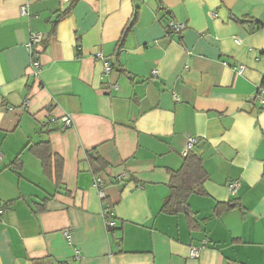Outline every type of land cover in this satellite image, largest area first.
I'll list each match as a JSON object with an SVG mask.
<instances>
[{"label":"crops","instance_id":"obj_1","mask_svg":"<svg viewBox=\"0 0 264 264\" xmlns=\"http://www.w3.org/2000/svg\"><path fill=\"white\" fill-rule=\"evenodd\" d=\"M24 3L0 0V264H264V0ZM189 135L205 193L164 213Z\"/></svg>","mask_w":264,"mask_h":264},{"label":"trees","instance_id":"obj_2","mask_svg":"<svg viewBox=\"0 0 264 264\" xmlns=\"http://www.w3.org/2000/svg\"><path fill=\"white\" fill-rule=\"evenodd\" d=\"M173 21V20H172ZM164 29L166 34L173 33L167 24L164 25ZM43 144V146H42ZM47 142H40L31 148L35 153L40 151V158L42 161L43 169L45 172H48V155L46 150ZM44 147V148H43ZM42 150V152H41ZM91 158V157H90ZM99 163L103 164V161L98 156L96 157ZM18 160L13 162V165H18ZM61 164H56V178H60L61 174ZM97 173H94L96 175ZM207 179V173L205 172L204 168L202 167L201 160L198 156L189 152L183 158L182 165L179 169L175 171H171L170 178H169V188L170 193L168 197L165 199L162 211L168 214H175L182 211L183 206L187 205L186 201L187 198L191 194H204V182ZM236 203L234 202H227V203H218L216 205L215 213L218 214L221 210L227 209L229 207L235 206ZM190 216V215H189Z\"/></svg>","mask_w":264,"mask_h":264},{"label":"built area","instance_id":"obj_3","mask_svg":"<svg viewBox=\"0 0 264 264\" xmlns=\"http://www.w3.org/2000/svg\"><path fill=\"white\" fill-rule=\"evenodd\" d=\"M28 7H29L28 0H25V3L20 6L21 15H23V16L28 15ZM167 27H169V29L173 33H179L185 28V25L183 23H177V22L170 20L167 22ZM44 38H45V35L43 33H33L29 37V40L27 42V46L30 48V50H32L33 46L38 45L41 42V40ZM236 42H238V40H236ZM96 59H100L103 61L104 73L108 74L111 71V66L106 61H104L102 54L97 53ZM38 67H39L38 61H33L32 62V68L34 70H36ZM232 69L234 72L241 74L244 71L245 66L243 64H240L237 66H232ZM152 75L156 76L157 71L153 70ZM114 88L116 89L117 86L115 85ZM254 99L258 102L261 110L264 111V88L258 87L256 89V92L254 93ZM59 122L62 124L64 129H68V128L72 127V119H71L69 114H63L59 118ZM197 142H198L197 137L192 136V135L187 136L184 148L182 150V156H186L189 152H192V150L195 147V145L197 144ZM0 158H1V154H0ZM100 185H101V179L99 177L95 176L94 186L97 188V192H98L99 197L104 198L105 194H104L103 190L101 189ZM238 186H239L238 181H229L227 183L228 191L230 194H235ZM5 205H6L5 203L0 202V213H2V211L4 210ZM102 217L104 218L106 228L108 230L114 229V227L116 226L114 214H113L112 210L109 209L108 206H106L105 208L102 209ZM69 230L70 229H65L63 231V235L66 238L69 237ZM206 242H207V240L205 239L201 242L202 243L201 246L192 247L190 249V257H192V258L197 257L200 250L202 249V247L205 245Z\"/></svg>","mask_w":264,"mask_h":264},{"label":"water","instance_id":"obj_4","mask_svg":"<svg viewBox=\"0 0 264 264\" xmlns=\"http://www.w3.org/2000/svg\"><path fill=\"white\" fill-rule=\"evenodd\" d=\"M183 211L186 214L187 213V207L183 206Z\"/></svg>","mask_w":264,"mask_h":264}]
</instances>
